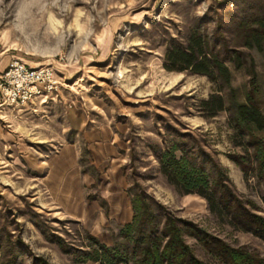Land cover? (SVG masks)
I'll return each mask as SVG.
<instances>
[{
  "label": "rangeland",
  "instance_id": "374dc122",
  "mask_svg": "<svg viewBox=\"0 0 264 264\" xmlns=\"http://www.w3.org/2000/svg\"><path fill=\"white\" fill-rule=\"evenodd\" d=\"M262 17L264 0H0V69L18 58L53 67L59 80L53 95L0 111V264H33L37 256L62 264L93 243L91 226L54 202L48 167L42 171V160L68 140L83 144L72 125L84 120L116 134L130 195L145 201L142 219L155 216L161 229L170 212L232 245L253 247L251 233L212 213L199 193H183L165 172L162 158L176 146L178 158L205 161L211 183L223 170L235 192L264 215L254 161L245 162V175L233 160L253 149L238 144L227 111L206 117L201 106L218 83L169 68L166 53L171 44H185L193 28L218 50L229 48L226 55L244 52L242 67L228 62L232 85L240 94L257 86L264 111V38L263 50L246 45L249 26ZM90 157L83 149L84 167L93 173ZM121 228L111 231L113 244L132 247ZM185 238L208 264H223L195 237Z\"/></svg>",
  "mask_w": 264,
  "mask_h": 264
},
{
  "label": "trees",
  "instance_id": "16d2710c",
  "mask_svg": "<svg viewBox=\"0 0 264 264\" xmlns=\"http://www.w3.org/2000/svg\"><path fill=\"white\" fill-rule=\"evenodd\" d=\"M248 37L247 46L257 45L263 50L261 43L264 38V17L253 20L248 28ZM223 50H218L207 35L193 28L185 44L175 43L169 46L166 60L171 69L206 75L218 83L217 92L201 100L204 114L206 117H214L221 111L229 113L230 123L241 138L238 144L246 145V151L248 148L253 149L252 156L247 152V155L239 156L241 160H233L245 175L248 173L245 162L253 160L256 177L264 187V111L258 98L259 88L254 86L240 94V89L232 85L233 76L228 62H234L237 68L242 67L240 57L244 52L235 50L226 55ZM250 72L253 75L256 73L254 69ZM175 149L176 146L162 158L165 172L173 183L183 193L197 192L204 196L212 213L226 219L235 229L251 233L264 241V215L256 212L253 203L244 201L235 192L228 175L220 170L211 183L205 161L189 157L185 153L178 158L174 153ZM134 209L133 221L122 226L120 231V236L132 243V247L118 240L109 246L97 237L90 236L93 243L89 249L79 251L75 261L82 263L95 260L102 264H208L186 241L185 236L188 234L201 242L208 253L223 264H264V257L256 248L232 245L197 223L173 213H167L161 229L158 224H153L155 216L150 218L149 223L146 222L141 214L146 210L143 199L134 201ZM65 252L69 253L70 250ZM33 264L51 263L46 258L37 256Z\"/></svg>",
  "mask_w": 264,
  "mask_h": 264
},
{
  "label": "crops",
  "instance_id": "0c3cea01",
  "mask_svg": "<svg viewBox=\"0 0 264 264\" xmlns=\"http://www.w3.org/2000/svg\"><path fill=\"white\" fill-rule=\"evenodd\" d=\"M88 124L84 120L80 126L72 125L73 129L82 132L83 144L81 139L68 140L54 155H47V159L42 160L45 162L42 171L48 167L47 187L54 202L70 216L90 225L93 236L110 246L113 245L111 231L133 221L134 200L119 162L116 134L106 124L89 128ZM83 149L92 156L89 161L95 173L84 167L81 159ZM252 237L248 236L253 248L264 257V241ZM64 260L62 264H102L95 260L82 263L66 257Z\"/></svg>",
  "mask_w": 264,
  "mask_h": 264
},
{
  "label": "built area",
  "instance_id": "2783aa9c",
  "mask_svg": "<svg viewBox=\"0 0 264 264\" xmlns=\"http://www.w3.org/2000/svg\"><path fill=\"white\" fill-rule=\"evenodd\" d=\"M59 88L55 70L14 59L0 71V111L7 106H26L47 98Z\"/></svg>",
  "mask_w": 264,
  "mask_h": 264
}]
</instances>
